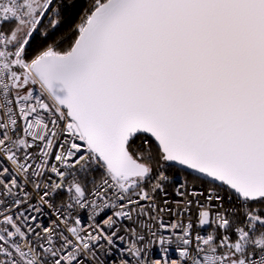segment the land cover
<instances>
[{
  "label": "snow or ice",
  "instance_id": "obj_1",
  "mask_svg": "<svg viewBox=\"0 0 264 264\" xmlns=\"http://www.w3.org/2000/svg\"><path fill=\"white\" fill-rule=\"evenodd\" d=\"M113 257L264 264V0H0V264Z\"/></svg>",
  "mask_w": 264,
  "mask_h": 264
},
{
  "label": "built area",
  "instance_id": "obj_2",
  "mask_svg": "<svg viewBox=\"0 0 264 264\" xmlns=\"http://www.w3.org/2000/svg\"><path fill=\"white\" fill-rule=\"evenodd\" d=\"M83 219H84L85 223H87V215L86 214H83ZM147 255H148V259L154 260V259H160L162 254L160 253V250H159L158 246H153V248L149 250ZM169 255H170L171 258H176L177 257V254L174 251V247L170 248ZM114 259H115L114 257L113 258H109L108 259V264H113V260Z\"/></svg>",
  "mask_w": 264,
  "mask_h": 264
}]
</instances>
